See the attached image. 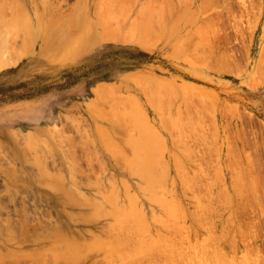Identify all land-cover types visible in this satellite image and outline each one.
<instances>
[{
	"label": "rangeland",
	"instance_id": "obj_1",
	"mask_svg": "<svg viewBox=\"0 0 264 264\" xmlns=\"http://www.w3.org/2000/svg\"><path fill=\"white\" fill-rule=\"evenodd\" d=\"M263 46L264 0H0V264H264Z\"/></svg>",
	"mask_w": 264,
	"mask_h": 264
},
{
	"label": "bare ground",
	"instance_id": "obj_2",
	"mask_svg": "<svg viewBox=\"0 0 264 264\" xmlns=\"http://www.w3.org/2000/svg\"><path fill=\"white\" fill-rule=\"evenodd\" d=\"M109 12H110V11H109ZM123 15H124V14H123ZM136 15H137V14H136ZM149 18H150V17H149ZM133 19H134V18H133ZM109 23H110V22H109ZM156 23H157V22H156ZM152 27H153V26H152ZM143 31H145V27H144ZM146 37H147V36H146ZM1 63H4V62H1ZM101 89H102V87L99 88V89H96L95 93H96V94L98 93L97 96H99V95H101V93H103ZM106 90H107V89H106ZM119 100H120V99H119ZM95 106H96V105H95ZM165 121H166V120H165ZM165 121H164V122H165ZM259 148H260V147H259ZM143 150H144V149H143ZM146 151H147V149H146ZM257 151H258V150H257ZM147 154H148V153H147ZM146 157H147V159H146ZM146 157L144 156L143 158H144V160L146 159L147 162H148V160H150V158L148 159L149 155L146 156ZM172 157H173V156H172ZM141 158H142V157H141ZM143 158H142V160H143ZM140 160H141V159H140ZM142 160H141V161H142ZM252 160H253V159H252ZM142 162H145V161H142ZM147 162H146V163H147ZM150 163H151V162H150ZM143 164H144V163H143ZM148 164H149V162H148ZM145 168H146V167H145ZM103 196H104V195H103ZM159 197H160V196H159ZM74 198H75V197H74ZM114 198H115V197H114ZM176 205H177V204H176ZM128 210H129V209H128ZM134 210H135V209H134ZM134 210H133V211H134ZM135 215H136V214H135ZM197 223H198V222H197ZM116 226H117V225H116ZM149 228H150V227H149ZM160 233H161V232H160ZM160 233H159V234H160ZM161 234H162V233H161ZM163 235H164V233H163ZM130 236H131V235H130ZM160 236H161V235H160ZM166 238H167V237H166ZM150 239H151V238H150ZM164 240H166V239H164ZM179 240H180V238H179ZM182 241H183V240H182ZM162 242H163V240H162ZM123 245H125V244H123ZM183 246H184V245H183ZM134 247H135V246H134ZM170 247H171V246H170ZM168 248H169V247H168ZM90 250H91V249H90ZM156 250H157V249H156ZM70 251H71V250H70ZM74 251H75V249H74ZM177 251H178V250H177ZM173 252H174V251H173ZM66 255H68V254H66ZM163 257H164V256H163ZM70 259H71V258H70ZM133 262H134V261H133ZM136 262H137V261H136ZM123 264H124V263H123ZM189 264H190V263H189Z\"/></svg>",
	"mask_w": 264,
	"mask_h": 264
},
{
	"label": "crops",
	"instance_id": "obj_3",
	"mask_svg": "<svg viewBox=\"0 0 264 264\" xmlns=\"http://www.w3.org/2000/svg\"><path fill=\"white\" fill-rule=\"evenodd\" d=\"M262 59H264V46H263V49L261 48L260 51H259V53L257 54V59H256L257 60V63H258V61L261 62Z\"/></svg>",
	"mask_w": 264,
	"mask_h": 264
}]
</instances>
